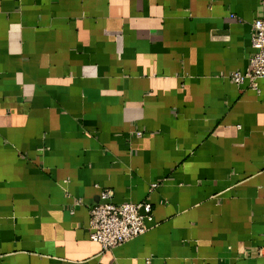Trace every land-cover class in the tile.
Listing matches in <instances>:
<instances>
[{
    "label": "crops",
    "instance_id": "1",
    "mask_svg": "<svg viewBox=\"0 0 264 264\" xmlns=\"http://www.w3.org/2000/svg\"><path fill=\"white\" fill-rule=\"evenodd\" d=\"M263 17V0H0V264H264V83L229 78ZM103 190L152 207L107 252L88 238Z\"/></svg>",
    "mask_w": 264,
    "mask_h": 264
},
{
    "label": "built area",
    "instance_id": "2",
    "mask_svg": "<svg viewBox=\"0 0 264 264\" xmlns=\"http://www.w3.org/2000/svg\"><path fill=\"white\" fill-rule=\"evenodd\" d=\"M250 45L253 54L249 59L248 70L243 73L233 72L229 78L237 85L247 81L248 87L259 93L258 83H264V17L253 22ZM141 135L140 132H136L137 137ZM156 186L153 184L151 188ZM111 198V192L103 190L99 195L100 202L89 208L88 238L97 243L103 252L144 234L148 229L147 223L152 221L150 203L114 204ZM79 204L78 200L76 205Z\"/></svg>",
    "mask_w": 264,
    "mask_h": 264
}]
</instances>
